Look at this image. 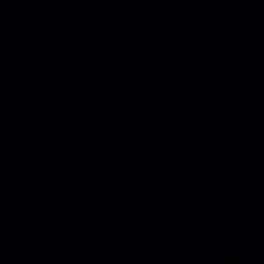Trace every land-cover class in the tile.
Returning <instances> with one entry per match:
<instances>
[{
  "label": "water",
  "instance_id": "obj_1",
  "mask_svg": "<svg viewBox=\"0 0 264 264\" xmlns=\"http://www.w3.org/2000/svg\"><path fill=\"white\" fill-rule=\"evenodd\" d=\"M0 264H264V0H0Z\"/></svg>",
  "mask_w": 264,
  "mask_h": 264
}]
</instances>
